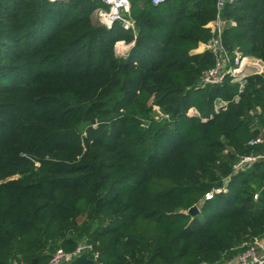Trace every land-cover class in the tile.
<instances>
[{"label":"trees","instance_id":"1","mask_svg":"<svg viewBox=\"0 0 264 264\" xmlns=\"http://www.w3.org/2000/svg\"><path fill=\"white\" fill-rule=\"evenodd\" d=\"M217 3L131 0L134 36L99 0H0V264L84 241L99 264H220L264 238V159L233 167L264 151V70L196 87ZM222 14L264 63V0Z\"/></svg>","mask_w":264,"mask_h":264},{"label":"built area","instance_id":"2","mask_svg":"<svg viewBox=\"0 0 264 264\" xmlns=\"http://www.w3.org/2000/svg\"><path fill=\"white\" fill-rule=\"evenodd\" d=\"M51 1H67V0H51ZM100 6L95 10L97 21L106 27H112L114 24H120L125 30H130L137 35L138 28L136 21L131 14V0H99ZM164 0H151L152 4L158 5ZM236 0H218V12L216 17L208 23L211 29V36L206 43H202L204 50H209L215 60L214 66L203 72L201 79L196 85L197 88L205 87L210 84H220L227 77L232 81L239 83L240 89L244 88L246 79L249 75L259 74L264 70V63L261 59L252 56L244 55L238 49L227 48L222 40V34L227 23L223 17L222 9L228 3H233ZM232 24L236 22L231 20ZM134 41L127 43L125 40H120L116 43V51L120 56L128 54L127 48L132 46ZM123 51H122V50ZM126 53V54H125ZM238 98V96H237ZM226 102L219 99L216 102V109ZM158 107V106H156ZM159 116L157 118H168L169 115L164 113L159 107L157 109ZM189 114H199L195 107H192ZM264 143V137L258 136L251 139L249 144ZM264 159V151L252 153L249 155H241L234 163V170L244 169L258 160ZM218 191V190H217ZM212 192L207 193L206 197L210 198ZM257 197V195H255ZM89 250L91 257L97 259L99 252L93 249V246L87 242H81L72 250L67 251L62 247L57 248L51 255L47 264H69L73 258L82 252ZM11 264H27L23 260H13ZM229 264H264V243L260 240L255 241L241 250Z\"/></svg>","mask_w":264,"mask_h":264},{"label":"water","instance_id":"3","mask_svg":"<svg viewBox=\"0 0 264 264\" xmlns=\"http://www.w3.org/2000/svg\"><path fill=\"white\" fill-rule=\"evenodd\" d=\"M92 122L95 123L96 120L93 119ZM188 212L192 215H195L199 212V207L197 205H194L191 208H189ZM33 264H36V260H34ZM69 264H99V263L97 259L90 256L89 250H86L81 254L75 256Z\"/></svg>","mask_w":264,"mask_h":264},{"label":"crops","instance_id":"4","mask_svg":"<svg viewBox=\"0 0 264 264\" xmlns=\"http://www.w3.org/2000/svg\"><path fill=\"white\" fill-rule=\"evenodd\" d=\"M95 17H96V14H95ZM130 47L131 46H129L128 48H127V51L126 52H128L129 51V49H130ZM122 50V49H121ZM124 50V49H123ZM122 50V51H123ZM204 50V48H203V46H202V44L196 49V51L198 52H200V51H203ZM126 54V53H125ZM260 242L261 243H264V238H262V239H260ZM231 261H226V262H222V263H220V264H229Z\"/></svg>","mask_w":264,"mask_h":264},{"label":"rangeland","instance_id":"5","mask_svg":"<svg viewBox=\"0 0 264 264\" xmlns=\"http://www.w3.org/2000/svg\"><path fill=\"white\" fill-rule=\"evenodd\" d=\"M119 55V54H118ZM120 56V55H119ZM158 107H155V117L159 116V113L157 112Z\"/></svg>","mask_w":264,"mask_h":264}]
</instances>
